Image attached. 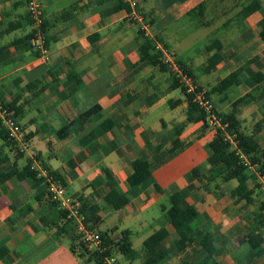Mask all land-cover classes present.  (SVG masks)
<instances>
[{
  "label": "crops",
  "instance_id": "obj_1",
  "mask_svg": "<svg viewBox=\"0 0 264 264\" xmlns=\"http://www.w3.org/2000/svg\"><path fill=\"white\" fill-rule=\"evenodd\" d=\"M123 1L126 6L116 9L119 0H42L51 50L50 60L44 61L29 43L33 28L25 1L0 0V96L21 107L18 119L27 147L21 152L15 143L6 146L0 139V173L8 176L0 183V246L8 247L1 264L95 263L93 251L80 255V248L72 249L77 242L71 233L56 237V226L65 218L57 215L45 184L27 176L26 167L35 160L58 173L69 194L82 199L88 211L91 206L99 208L95 230L107 233L115 244L124 230H130L135 258H126L113 246L116 256L130 264H135V259H140L136 264L143 262L145 251L134 248L133 238L149 228L152 233L141 239L142 247L155 231L166 228L169 232L161 249L170 251V257L162 264H201L198 240L204 238L212 239L220 264H264V213L259 208L264 190L255 188L249 204L231 195L238 180L226 178L225 172L209 161L206 145L216 134L213 127H204L201 121L188 122L181 89L178 97L172 96L176 88L168 89L171 74L165 76L158 67L144 65L139 59V30L154 38L161 52L168 50L176 57L168 43L171 24L205 2L203 18L190 16L197 24L208 25L213 1ZM132 1L138 3L135 17ZM241 9L234 17L237 23L230 24L231 18L223 23L227 38H217L223 44L222 61L212 67L208 64L210 53L205 54L206 61L197 69L200 76L213 74L214 83L208 90L230 73L240 72L241 82L225 93H213V102L220 112L228 113L234 101L253 94L251 100L239 105L237 117L241 130L255 133L264 149V128L254 132L264 122V83L252 77L264 73V42L259 37L262 15L255 12L239 21ZM246 49L249 53L244 55ZM238 53L244 55L240 60ZM176 59L201 80L194 63ZM177 100L181 103L170 105ZM166 105L172 114L159 116ZM96 106L95 113L82 117ZM109 119L112 126L105 130L102 123ZM178 124H183L178 137L183 145L170 156L175 137L168 133ZM140 153L153 165V181L116 210L106 203L105 196L112 188L130 190L127 179ZM176 191L184 192L185 204L196 212L198 240L183 250L174 248L177 231L168 218L169 198ZM165 198L168 205L161 203ZM156 204L163 215L145 216ZM108 221L113 224L100 229Z\"/></svg>",
  "mask_w": 264,
  "mask_h": 264
},
{
  "label": "trees",
  "instance_id": "obj_2",
  "mask_svg": "<svg viewBox=\"0 0 264 264\" xmlns=\"http://www.w3.org/2000/svg\"><path fill=\"white\" fill-rule=\"evenodd\" d=\"M119 4L116 9H121L126 6V3L123 0H119ZM206 3L202 2L196 7L192 8L188 14L199 19L204 17V12L206 10ZM259 12L262 15L260 20L261 30L259 33L260 39L264 42V5L261 0H247L246 3L242 6L238 14L239 21L247 18L252 13ZM45 27V21H44ZM46 31V30H45ZM32 36V35H31ZM30 36V38H31ZM139 37L142 39V43L139 45L138 53L139 59L144 65H151L158 67L159 70L163 72H169L171 74V83L168 89L180 88L184 99L187 101V121L188 122H203L204 127L210 126L207 121V112L198 105V103L193 102V95L186 92V89L180 84L178 78L169 68L168 64L163 61V52L157 49V43L154 38H150L145 35L144 30H139ZM30 43V39H29ZM48 44V41H47ZM31 46V43H30ZM32 48V46H31ZM222 48L223 44L220 39H215L206 46V50L208 52H213L212 55L208 58V64L212 67L218 65L222 59ZM180 65L188 72L196 82L194 73L192 70L183 62L178 61ZM253 79L257 83H264V73L257 72L253 74ZM241 82L240 72L234 71L230 73L228 76L219 81L215 86H213L210 90H208V96L212 98V94L215 92L225 93L232 86L238 85ZM0 98H2L0 96ZM157 98V97H156ZM253 98V94H246L243 97L238 98L233 102L232 110L228 113H222L217 109V106L214 103V108L218 115L222 118L224 123H228V126L225 130L219 128L215 130V136L213 139L207 143L206 147L210 150L209 161L220 167L221 172H225V177L228 179L235 178L238 180V185L232 190L231 195L236 197L238 200H245L247 204L253 202L254 197V189L259 188L260 185L257 182L256 173H254L248 165L244 163L242 158L239 155V152L244 153L248 156L253 164H256L257 169L264 173V149H262L255 139V133L248 134L241 130V122L237 117V109L239 105H242L246 100H251ZM3 99V98H2ZM151 101V100H150ZM181 103L179 100L170 102L171 106H175V104ZM13 109L15 115L21 113V107L16 105L15 101L7 102ZM99 109V106L93 107L92 109L86 111L82 114V117H89ZM112 126V121L105 120L102 123V127L105 130H108ZM183 124L176 125L173 130L168 133V135L174 136L175 139L172 141V147L169 150L170 156L174 154V152L180 148L183 143L179 140V135L182 132ZM261 129V125H257L254 132H257ZM226 132L231 134H235L236 146L234 147L227 139ZM166 137V136H165ZM164 137V138H165ZM0 139H2L3 143L6 146H12L14 142L9 140L8 133L6 129L0 124ZM134 167V172L128 177L127 182L130 187V190L126 192H120L116 188H112L105 196V201L108 205L113 207L114 209H121L126 206L131 197L135 194H139L148 184L153 181V165L146 156L145 153H140V155L135 158L132 162ZM27 176H31L37 181H41L45 184V180L43 177H38L37 172L31 169V165L26 167ZM56 179L61 181L64 185V180L60 177L58 173H53ZM193 174L198 176V171L196 169L193 170ZM0 183H3L4 178H7V174L4 172L0 173ZM3 176V178H2ZM110 177V174H108ZM250 182L254 185L250 187ZM47 190V186H46ZM82 211L87 216V221L90 224L92 229L99 223L100 217L98 215L99 208L97 206H91L90 211L86 208L85 202L82 199ZM170 208L168 210V218L169 222L177 231V238L174 242V248L178 250H183L188 244L197 241L196 237V212L195 209L185 204V194L182 191H176L170 195ZM53 202V201H52ZM53 205L57 208V215L62 218H65L67 212L64 209H61L56 202H53ZM260 210L264 213V200L261 202L259 206ZM87 211L89 213H87ZM262 223H264V215ZM75 221L72 219L65 220L61 225L56 226V237L60 238L63 234L71 233L73 235V240H76L77 246L72 245V249L76 250L77 248L81 249V254L90 252L88 248L80 241L79 235L76 232ZM98 231V230H97ZM99 232V231H98ZM102 236L103 241L112 246L105 252L100 253L98 251L91 252V254L95 257L94 264H105L102 255L107 253H114L113 246L116 245L119 253L125 256L126 258H135L137 256V252L132 247L130 230H124L121 234L120 240L115 244L112 239L108 236L107 233L99 232ZM168 230L166 228H161L155 231L152 235H150L143 243V249L145 251V257L141 264H162L170 257V251L162 250L161 244L163 240L168 236ZM255 237V236H252ZM202 246V259L201 264H220L215 259V251L212 246L211 238H204L198 240ZM8 253V247L0 246V264L2 259Z\"/></svg>",
  "mask_w": 264,
  "mask_h": 264
},
{
  "label": "built area",
  "instance_id": "obj_3",
  "mask_svg": "<svg viewBox=\"0 0 264 264\" xmlns=\"http://www.w3.org/2000/svg\"><path fill=\"white\" fill-rule=\"evenodd\" d=\"M30 23L33 31L30 38L32 49L37 52L40 59L49 61L51 56L50 47L47 44V35L44 27V5L42 0H24ZM134 8L133 16L137 13L135 8L138 3H131ZM163 50V49H162ZM163 61L168 64L169 68L174 72L180 84L186 89V92L193 95V102L198 103L207 112V121L213 129L225 130L228 123H224L214 108L213 100L208 96V90L202 87L194 80V78L186 72V70L173 59L174 56L168 50H163ZM0 124L6 129L8 138L15 143L17 149L21 152L26 151L27 147L23 141V127L14 113V109L7 104V101L0 98ZM226 139L235 147V134L226 132ZM240 157L249 168L256 173L261 188L264 190V173L260 172L256 164L244 153L239 152ZM31 169L37 172L38 177H43L47 186V192L53 202H56L61 209L67 212L65 220L72 219L75 221L76 232L80 241L90 251H98L103 254L112 246L106 244L101 234L90 227L86 214L82 211V201L69 194L66 185L55 178L51 171L43 167L38 161H34ZM105 264H121L115 253H107L102 255Z\"/></svg>",
  "mask_w": 264,
  "mask_h": 264
},
{
  "label": "rangeland",
  "instance_id": "obj_4",
  "mask_svg": "<svg viewBox=\"0 0 264 264\" xmlns=\"http://www.w3.org/2000/svg\"><path fill=\"white\" fill-rule=\"evenodd\" d=\"M212 1L214 3L213 4L214 7H212L213 12L210 16L211 19L208 20L209 22H207L208 25L197 24L196 19H194L190 15H185L179 21H176L173 24H171L168 30V33H169L168 43L170 45V51L177 53L176 57H178L179 59H182L183 61L187 63H194L195 64L194 71L198 76L200 75H199V70L197 68L199 66L201 67L207 59L205 54L210 53V55H212L214 52V51L208 52L206 50L207 44L210 41H213L214 39L224 37L223 23L228 21L230 18H231L230 24L232 22L237 23V21L234 20L235 14L246 3L247 0H212ZM261 1L264 5V0H261ZM132 11L134 12V8ZM135 12L137 13V7L135 8ZM226 38L227 36L224 37V40ZM248 53H249V49H246L244 52V55ZM238 54L240 57L239 60L242 59L241 57L244 56L243 53H238ZM176 57L174 56L173 59L175 60ZM163 75L167 76V73L164 72ZM200 79L204 81L203 83L205 85L203 83H200L201 80L200 81L198 80V84L202 87H205L207 90L209 88L208 86L213 85L214 83L213 74H206L204 76H200ZM172 96L173 97L181 96L180 90L176 88L175 91H173ZM172 112H173L172 109L168 105H166L165 107L161 108V110L158 112L159 113L158 115L159 116L160 115L169 116L172 114ZM180 114H181V111H180ZM262 125L263 126L261 127L264 128V122L262 123ZM261 137L264 138V134H261ZM257 182L260 185L258 179H257ZM261 190L263 189L261 188ZM161 203H164L167 205L169 204L166 198L163 199ZM144 215L150 218H153L156 216L161 217L163 215L161 206L159 204L154 205L151 209L144 212ZM112 224L113 223L112 222L110 223L109 221L108 223L104 222L101 224L100 229L104 230L107 227L111 226ZM150 233H152L151 228H149V230H147L145 233H140L139 236H137L136 234L133 238L134 248L141 251L143 248L141 239L144 238L146 235H149ZM115 253L116 255H118V252H115ZM119 260L121 264H130L129 261L124 260L122 258H120ZM139 260L140 259H135L133 263L135 264L139 263L140 262Z\"/></svg>",
  "mask_w": 264,
  "mask_h": 264
}]
</instances>
